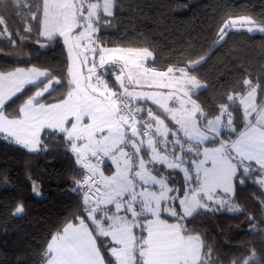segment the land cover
I'll return each instance as SVG.
<instances>
[{
	"label": "snow or ice",
	"instance_id": "6c2138e0",
	"mask_svg": "<svg viewBox=\"0 0 264 264\" xmlns=\"http://www.w3.org/2000/svg\"><path fill=\"white\" fill-rule=\"evenodd\" d=\"M16 7L18 15L30 13L15 34L20 40L35 32L41 48L62 41L67 53L61 75L36 65L0 71V139L39 154L48 150L44 135L62 137L77 166L70 189L75 211L51 235L41 264H218L198 217L244 211L235 196L237 185L248 182L262 190L264 209V99L258 98L264 85L245 78L205 107L199 95L207 85L193 74L205 57L161 68L147 47L104 46L101 24L113 16L116 0ZM0 25V36L15 46L3 17ZM232 30L264 33V19L228 16L216 43ZM59 89L64 94L48 102ZM23 211L21 202L13 215ZM232 264H264V256L253 248Z\"/></svg>",
	"mask_w": 264,
	"mask_h": 264
},
{
	"label": "trees",
	"instance_id": "16d2710c",
	"mask_svg": "<svg viewBox=\"0 0 264 264\" xmlns=\"http://www.w3.org/2000/svg\"><path fill=\"white\" fill-rule=\"evenodd\" d=\"M26 2L35 11L41 0H0V16L17 40L13 46L7 34L0 36V71L36 65L61 75L67 66L62 41L41 48L34 32L33 43L22 48L27 60L18 61L10 54L19 49L15 34L23 32L24 17H30L26 9L18 15L16 5ZM228 16L264 19V0H116L113 16L101 24L99 35L107 47H147L153 52L155 66L161 68L183 67L205 57L193 73L207 85L199 95V102L207 107L220 92L245 78L264 85V33L232 30L216 43L220 25ZM40 41L47 43L43 38ZM34 91L32 88L27 95ZM64 92L54 91L48 102ZM260 97L264 99L263 92H258ZM26 98H14L9 111L18 110ZM44 140L48 150L34 154L0 139V264H41L40 255L51 235L75 211L77 201L70 190L75 160L65 152L62 137L44 135ZM28 176L39 185L40 195L33 194ZM261 197L262 190L253 183L237 185L235 202L244 211L198 217L207 243L217 249L218 264L243 259L253 248L258 257L264 256V232L251 230L252 225L264 229ZM21 202L23 213L13 215Z\"/></svg>",
	"mask_w": 264,
	"mask_h": 264
},
{
	"label": "rangeland",
	"instance_id": "374dc122",
	"mask_svg": "<svg viewBox=\"0 0 264 264\" xmlns=\"http://www.w3.org/2000/svg\"><path fill=\"white\" fill-rule=\"evenodd\" d=\"M18 1V0H17ZM20 1H23V0H20ZM1 17V16H0ZM3 28H4V25H0V31H2L3 30ZM19 38V37H18ZM33 43V41H31L30 39L28 40V39H25V40H20V38H19V49L18 50H16V51H14V52H11L10 54L11 55H13V56H15L16 55V60H18V61H24V59H26L27 60V55H26V57H25V55L23 54V52H22V48L24 49H26V46H28V45H30V44H32ZM49 46V45H48ZM107 47V46H106ZM108 48H121V49H127V48H135V47H121V46H117V47H108ZM31 67V66H30ZM21 68H28V67H21ZM11 71H13V70H11ZM194 74V73H193ZM195 75V74H194ZM108 78L111 80V82L115 85V79H114V76H111V68H109V73H108ZM203 82V81H202ZM204 83V82H203ZM253 84H254V86L255 85H257V82L256 81H253ZM117 88H118V85H115ZM36 90V89H35ZM34 93V92H33ZM32 93V94H33ZM263 94H264V92H263ZM260 99H262V97H260ZM51 102H55V100L54 101H51Z\"/></svg>",
	"mask_w": 264,
	"mask_h": 264
},
{
	"label": "crops",
	"instance_id": "0c3cea01",
	"mask_svg": "<svg viewBox=\"0 0 264 264\" xmlns=\"http://www.w3.org/2000/svg\"><path fill=\"white\" fill-rule=\"evenodd\" d=\"M114 167H111V162L108 163V165L105 167V174L111 175L112 171H114Z\"/></svg>",
	"mask_w": 264,
	"mask_h": 264
},
{
	"label": "built area",
	"instance_id": "2783aa9c",
	"mask_svg": "<svg viewBox=\"0 0 264 264\" xmlns=\"http://www.w3.org/2000/svg\"><path fill=\"white\" fill-rule=\"evenodd\" d=\"M109 162H110V161H107V162H106V165L104 166V170H105V167L108 165Z\"/></svg>",
	"mask_w": 264,
	"mask_h": 264
}]
</instances>
